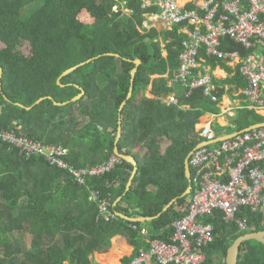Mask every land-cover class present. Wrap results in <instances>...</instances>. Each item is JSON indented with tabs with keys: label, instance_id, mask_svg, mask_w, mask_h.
I'll return each mask as SVG.
<instances>
[{
	"label": "trees",
	"instance_id": "16d2710c",
	"mask_svg": "<svg viewBox=\"0 0 264 264\" xmlns=\"http://www.w3.org/2000/svg\"><path fill=\"white\" fill-rule=\"evenodd\" d=\"M84 10L92 23L80 19ZM148 11L142 0H0V129L68 147L66 159L78 169L103 163L117 146L138 162L129 190L136 166L126 159L81 184L44 156L27 157L0 140V264H93L92 254L111 246L119 234L137 253L144 244L143 222L117 214L107 221L92 190L111 200L114 213L154 217L152 239L169 241L173 221L187 213L194 187L183 196L190 186L186 159L203 140L197 128L201 116L220 108L202 89L187 97L180 84L179 92L170 84L185 35L178 26H144ZM24 42L30 45L28 54L21 50ZM136 59L142 64L128 97ZM207 61L215 64L216 59ZM226 81L247 85L239 74ZM82 89L85 94L71 101ZM172 92L178 103L167 101ZM234 121L240 130L264 117L245 107ZM244 213L250 232L264 230L257 214ZM206 221L214 224L216 237L205 264H227L229 247L245 232L219 211ZM250 242L242 244L237 264H264V243Z\"/></svg>",
	"mask_w": 264,
	"mask_h": 264
},
{
	"label": "built area",
	"instance_id": "2783aa9c",
	"mask_svg": "<svg viewBox=\"0 0 264 264\" xmlns=\"http://www.w3.org/2000/svg\"><path fill=\"white\" fill-rule=\"evenodd\" d=\"M142 2L149 9V20L180 24V31L186 34L180 66L171 83L180 84L187 97L202 89L217 105L227 96L224 112L230 116L246 107L264 117V0H187L183 5L179 0ZM145 26L149 24L145 22ZM231 41L240 48H233ZM208 58L236 63L247 82L237 87L243 97L236 105H232L236 99L229 98V94L236 97L233 87L216 82ZM220 89L224 90L222 95L218 94ZM178 101L175 92L168 100ZM198 130L203 140L189 154L194 194L187 213L173 221L169 241L148 240V247H140L127 264H205L207 248L216 237L214 224L206 218L215 211L239 231L251 229L245 209L257 214L264 226V122L232 133H217L211 122ZM0 140L18 147L27 157L44 156L50 165L68 171L81 184H86L88 177L110 172L123 161L114 153L101 164L78 169L66 159L69 148L64 145L43 143L11 129H0ZM91 198L99 203L107 221L115 216L110 199L100 197L96 190H92Z\"/></svg>",
	"mask_w": 264,
	"mask_h": 264
},
{
	"label": "crops",
	"instance_id": "0c3cea01",
	"mask_svg": "<svg viewBox=\"0 0 264 264\" xmlns=\"http://www.w3.org/2000/svg\"><path fill=\"white\" fill-rule=\"evenodd\" d=\"M186 1L187 0H179L180 4H182V5L185 4ZM145 22H146V25L149 24L150 27L155 26L158 29H173V27L171 25H169L168 23H166L165 21H153V20L147 19ZM207 64L209 65L211 70L214 72L217 82L220 84L231 85V87H233V91H232L233 95L236 96V97H234V99L236 98L237 100L238 99L241 100L243 95L240 92V90L238 91L239 88H237V87H240V86L243 87V86L238 85L237 84L238 82L227 83V81H226V80L231 79V78L233 79L237 74H239L238 69L236 67V63L226 62V61H221V60L217 61L216 60L215 64L210 63L208 61H207ZM239 76H240V78H243L240 74H239ZM172 93H174V92H172ZM176 94H177V92H176ZM225 98H227V99L224 100L223 103L218 105V107L220 108V110L222 111L223 114H226L224 112V104L229 103L227 101L228 97L226 96ZM230 102H231V100H230ZM232 105H236V103L233 102ZM228 106H229V104H228ZM204 118H206V119H204ZM214 121H217L223 125H228V121L226 120V118L222 114L206 112L205 114H203L201 116V119L197 125V128L199 129L201 126H203L209 122H211L213 125ZM132 174H133V172H132ZM130 187L131 186H129V188ZM127 190H128V184H127ZM121 199H122V197L117 198L114 204L119 202ZM119 213H121V212H118L117 214H119ZM127 217H129V216H127ZM131 218L134 219L132 221H142L143 222V225H142L143 227H142V229H140V231L143 235V240H144L143 247H146V245L148 244V240L152 239L150 236L151 233L149 232V230L151 228L150 227V221L152 219H154V217H152V219H146V217H139V218L131 217ZM126 219H128V218H126ZM135 219H137V220H135ZM142 230H144L145 232H142ZM135 253H136V247L129 241V239L126 236L119 234L113 238L111 246L106 247L103 250L95 251L91 257L93 259V264H96L98 262L101 264H124L125 259L127 257L132 256ZM148 264H156V263L150 262Z\"/></svg>",
	"mask_w": 264,
	"mask_h": 264
},
{
	"label": "water",
	"instance_id": "95a60500",
	"mask_svg": "<svg viewBox=\"0 0 264 264\" xmlns=\"http://www.w3.org/2000/svg\"><path fill=\"white\" fill-rule=\"evenodd\" d=\"M89 61H91V59H89L87 61H84V62H81V63H79V64H77V65H75L73 67H70L67 70H65L63 72V74L61 75V78L63 76H65V75H67L68 73L72 72L73 70H75L79 66L84 65L85 63H87ZM135 64H136V67L132 70V85H131V89H130V93H129L128 97H130L132 95L133 85H134V76H135L136 71L138 70V67L142 64V60L141 59H136L135 60ZM61 78L59 79V83L63 86L64 84L61 82ZM84 94H85V90L82 89V92L80 94L76 95L73 99H71V101H76V100L80 99ZM44 98L45 97H41L36 103L41 102ZM55 103L58 104V105H66L67 103H69V101H66V102H55ZM125 104H126V102L123 103L122 108L124 107ZM21 105L24 106L23 104H21ZM31 107L32 106H29L27 108L30 109ZM121 135H122V126H121V121H120L117 142L119 141ZM115 154H117L118 156H121L123 159L131 161L136 166V168L133 170L132 177H131V179H130V181L128 183V190H129L130 189L129 186H131L133 178H134L135 174L138 171V168H137L138 162L133 156H129V155H125V154L121 153V151L119 150L118 146L115 148ZM186 173H187V176H188L189 181H190V186L188 187L186 192L183 194V196L191 193L192 190H193L192 171H191L190 164H189V156L186 159ZM176 200H177V198L173 199L164 208V210L168 209L172 204H174L176 202ZM119 215L124 217V218H128V219L134 220L133 218L127 217L126 215H124L122 213H119ZM146 219H152V217H146ZM135 220H137V219H135ZM248 240H256V241L264 243V230L257 231V232H246L243 235L239 236L236 240H234V242L232 243V245L228 249V253H227V257H226L227 264H237L238 263V256H239V252H240L241 246H242V244L245 241H248Z\"/></svg>",
	"mask_w": 264,
	"mask_h": 264
},
{
	"label": "rangeland",
	"instance_id": "374dc122",
	"mask_svg": "<svg viewBox=\"0 0 264 264\" xmlns=\"http://www.w3.org/2000/svg\"><path fill=\"white\" fill-rule=\"evenodd\" d=\"M128 13H130V10H126ZM80 19L86 23H92L94 21V18L90 15V13H88V11L84 10L81 12L80 14ZM0 45L3 46V43L0 42ZM21 50L24 52V53H29L30 52V45L28 42H24L23 43V46L21 47ZM176 88V91H180V88L178 87V85H175L174 86ZM149 96H152L150 93L148 94ZM230 99L233 100L234 97L232 95H230ZM227 98H225L224 100H226ZM236 99V98H235ZM239 100L236 99L235 103H238ZM246 102L243 101L242 104H245ZM209 112V111H207ZM218 114H222L226 120L228 121V125H223V124H220L219 122L217 121H214L213 122V129L217 132V133H221L223 131H226L228 133H232L236 130V127H234L235 125V121H234V118L235 116H230L228 113L226 114H223L221 110H219V112H217ZM206 119V118H204ZM253 245H259L257 244L258 242L254 241V240H251V242Z\"/></svg>",
	"mask_w": 264,
	"mask_h": 264
},
{
	"label": "clouds",
	"instance_id": "9594fccd",
	"mask_svg": "<svg viewBox=\"0 0 264 264\" xmlns=\"http://www.w3.org/2000/svg\"><path fill=\"white\" fill-rule=\"evenodd\" d=\"M143 3V2H142ZM145 9H147V8H145ZM149 10V9H148ZM149 12V11H148ZM147 13V12H146ZM146 13H145V17H146V19H145V21L148 19L147 18V16H146ZM169 25H171V24H169ZM144 26H145V22H144ZM173 28H174V26H178L179 27V31H180V27H181V25L180 24H173V25H171ZM147 27H150V26H147ZM181 32V31H180ZM183 33V32H182ZM184 35H185V39H186V34L185 33H183ZM184 39V40H185ZM184 42V41H183ZM172 79V78H171ZM217 82V81H216ZM218 83V82H217ZM170 84H174V85H178V84H175V83H171V81H170ZM220 84V83H219ZM176 93V92H175ZM170 95H172V94H170ZM170 95H168L167 96V101L169 100V97H170ZM179 102V101H178ZM173 103V102H172ZM238 111V110H237ZM237 111H236V114H237ZM192 185H193V181H192ZM194 187V186H193ZM118 213V212H117ZM117 213H115V215L117 214ZM117 215H119V214H117ZM246 232H250V231H246ZM245 232V233H246ZM136 254H134L133 256H135Z\"/></svg>",
	"mask_w": 264,
	"mask_h": 264
}]
</instances>
